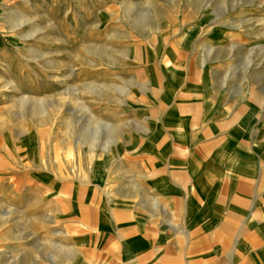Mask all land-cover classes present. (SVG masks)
I'll return each mask as SVG.
<instances>
[{
    "label": "rangeland",
    "instance_id": "obj_1",
    "mask_svg": "<svg viewBox=\"0 0 264 264\" xmlns=\"http://www.w3.org/2000/svg\"><path fill=\"white\" fill-rule=\"evenodd\" d=\"M170 107L188 123L183 156L244 114L239 146L256 139L264 155V0H0V264H30L1 252L6 237L36 264H65L69 248L95 264L98 207L145 211L159 196L134 181Z\"/></svg>",
    "mask_w": 264,
    "mask_h": 264
},
{
    "label": "crops",
    "instance_id": "obj_2",
    "mask_svg": "<svg viewBox=\"0 0 264 264\" xmlns=\"http://www.w3.org/2000/svg\"><path fill=\"white\" fill-rule=\"evenodd\" d=\"M194 87L199 86L194 83ZM208 103L203 101L204 109L210 108ZM161 121L165 131L161 145L145 149L149 176L134 181L138 188L150 194L155 190L159 196L150 195V209L143 205L147 211L135 209L133 201L125 205L127 210L116 212L111 207L114 198L108 200V208L98 207L108 222L96 227V232L102 234L97 241L102 242L94 248L95 264H264V155L256 139L248 143L245 140L249 149L239 146L240 134L249 131L245 114L243 121L233 126L216 124L209 128V134H218L216 141L209 149L192 150L187 154L189 158L180 152L188 124L183 115L170 107ZM199 127L194 131L200 137L204 128ZM168 136L173 141L171 146L164 144ZM179 194L183 197L178 206L172 196ZM190 203L192 209L187 206ZM81 224L78 221L72 225L76 233L80 229L78 239L77 235L72 237L73 246L87 261L91 256L85 248L87 225L81 228ZM183 234L191 238L184 244L177 239ZM3 243L5 249L1 252L12 254L16 262L27 256L30 264L37 263L34 251L26 249L17 237H6ZM69 254L65 264H75L70 248Z\"/></svg>",
    "mask_w": 264,
    "mask_h": 264
}]
</instances>
